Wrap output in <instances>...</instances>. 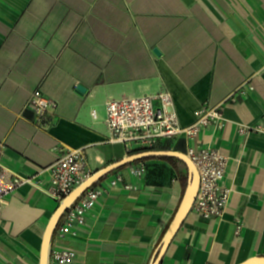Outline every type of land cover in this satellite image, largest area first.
Returning <instances> with one entry per match:
<instances>
[{"label": "crops", "instance_id": "obj_1", "mask_svg": "<svg viewBox=\"0 0 264 264\" xmlns=\"http://www.w3.org/2000/svg\"><path fill=\"white\" fill-rule=\"evenodd\" d=\"M37 90L57 103L43 119L29 103ZM168 90L182 126L204 105L221 106L224 125L157 145L219 150L231 192L220 217L191 209L160 264L264 257V133L240 132L264 125V0H0V264H40L60 205L46 193L49 168L62 148H86L93 174L135 154L141 148L109 141L108 101ZM161 158L175 157L95 183L107 190L51 249H73L75 264H152L189 179ZM15 175L31 182L15 185Z\"/></svg>", "mask_w": 264, "mask_h": 264}, {"label": "built area", "instance_id": "obj_2", "mask_svg": "<svg viewBox=\"0 0 264 264\" xmlns=\"http://www.w3.org/2000/svg\"><path fill=\"white\" fill-rule=\"evenodd\" d=\"M253 89L252 86L249 87ZM243 88L240 89L242 91ZM236 93L229 99L236 102ZM30 105L41 116L46 118L48 113L57 108V103L46 98L41 91H35L30 98ZM195 121L188 126H182L172 94L163 91L156 95H142L111 99L106 105V123L109 130V141L122 143L128 148L150 149L159 142L185 136L188 141H194L200 133L210 127L222 128L224 111L221 106H201L195 113ZM243 134L263 132L264 125L242 127ZM6 144L0 140V158ZM86 148L63 147L58 159L50 166V187L47 195L60 203L80 184L93 175L87 160ZM187 155L192 159L199 173L200 184L193 209L206 218L220 217L229 200L231 188L224 185L228 172V159L219 150L203 146L190 145ZM131 174L141 177L145 174L143 163L134 165ZM15 185L31 182L30 179L15 175ZM124 179L121 175L110 181L115 187ZM132 185H126L130 189ZM107 190L106 186L94 184L81 195L61 218L56 235L65 238L72 233L73 227L82 224L88 211L92 210L101 195ZM76 252L70 248L55 247L50 250L49 264H75Z\"/></svg>", "mask_w": 264, "mask_h": 264}, {"label": "water", "instance_id": "obj_3", "mask_svg": "<svg viewBox=\"0 0 264 264\" xmlns=\"http://www.w3.org/2000/svg\"><path fill=\"white\" fill-rule=\"evenodd\" d=\"M85 87L82 85L78 86V92L82 93ZM150 157H175L179 158L184 161L188 168V185L186 187L183 199L181 201L179 209L174 217V221L170 224L168 231L163 238L162 246L159 250V254L155 258L152 264H160L164 254L166 253L171 241L173 240L175 234L183 224L184 220L186 219L187 215L191 211L193 204L195 202L196 196L199 190L200 178L199 173L196 168V165L192 161V159L183 152L174 151V150H147L144 152L135 153L129 155L128 157L124 158L123 160L116 162L107 166L102 170H98V172L94 173L90 178L76 187L66 198L63 200L55 213L53 214L48 226L47 230L45 231L43 245L41 250V259L40 264H49V253L51 249L52 240L54 237L56 228L61 221V218L64 217V213L76 202L78 201L79 197L85 193L90 187H92L95 183L99 182L103 177L115 171L122 166L132 164L138 160L149 158ZM243 264H264V257H255L250 259L249 261Z\"/></svg>", "mask_w": 264, "mask_h": 264}, {"label": "trees", "instance_id": "obj_4", "mask_svg": "<svg viewBox=\"0 0 264 264\" xmlns=\"http://www.w3.org/2000/svg\"><path fill=\"white\" fill-rule=\"evenodd\" d=\"M170 147L168 146V145H157V146H154L153 148H150V149H138V150H135V151H133L134 153H136V152H144V151H147V150H156V149H161V150H168ZM150 158V157H149ZM149 158H145V159H141V160H138V161H136L135 163H138V162H143V161H146V160H148ZM161 159H164V160H168V161H170L171 163H173L174 165H176V166H181V167H183L184 169H185V171H186V173H185V175H183V177H184V179H187L188 178V168H187V165H186V163L184 162V161H182L181 159H179V158H161ZM146 169H147V167H146ZM153 173L155 172V170L154 171H152ZM151 173V172H150Z\"/></svg>", "mask_w": 264, "mask_h": 264}]
</instances>
